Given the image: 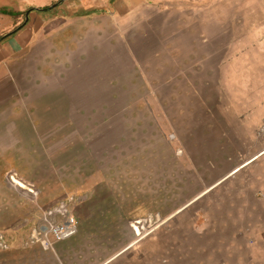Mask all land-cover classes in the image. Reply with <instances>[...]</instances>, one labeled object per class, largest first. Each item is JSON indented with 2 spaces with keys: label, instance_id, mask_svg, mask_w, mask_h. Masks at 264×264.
Returning <instances> with one entry per match:
<instances>
[{
  "label": "rangeland",
  "instance_id": "1",
  "mask_svg": "<svg viewBox=\"0 0 264 264\" xmlns=\"http://www.w3.org/2000/svg\"><path fill=\"white\" fill-rule=\"evenodd\" d=\"M55 2L0 68V264H264L263 72L239 70L264 0ZM67 197L77 233L20 247Z\"/></svg>",
  "mask_w": 264,
  "mask_h": 264
},
{
  "label": "crops",
  "instance_id": "2",
  "mask_svg": "<svg viewBox=\"0 0 264 264\" xmlns=\"http://www.w3.org/2000/svg\"><path fill=\"white\" fill-rule=\"evenodd\" d=\"M14 1L16 3L15 5L6 4L7 2L2 4L5 5V7L7 5L11 7L10 9L13 10L12 12L15 19L13 18V15L7 14L8 15L7 16L0 12V24L1 22L6 21L5 30L10 29V25L8 26V21L12 22L11 29L13 28V26H17L16 31L14 33L5 36L0 41V66H1L0 68L4 67L3 66L4 63L5 65L7 64L6 63L7 59L10 60V58L14 57L15 55L19 56L24 51L25 48L35 45L36 42L39 41L38 37L42 39L41 36L43 37L46 36L50 31H52L51 28H53L52 21L51 22L49 21L50 20L49 16L50 14L52 15L54 8L56 7V6L51 7V4L54 3L56 0H36L35 4L32 5H29L30 0H14ZM31 2L34 1L31 0ZM29 6H34L33 7L34 10L26 13L25 11L27 10V8H29ZM46 7L48 9L42 10L43 8ZM0 9L3 10V6H0ZM57 10L58 8L55 9V11ZM261 33L262 34L258 33L255 37H252L250 39L248 38L249 42L254 43V46L249 47L246 50L247 55L243 56L239 70L243 69V75L244 74L246 75L250 71L252 65V60H251V56H252V59H255V61L259 64L260 70L263 72V74L258 76L256 79L259 81L262 80L261 86H264V29ZM227 62L229 63L231 70L234 69L236 71L238 70V66L235 65L236 58H233L231 56V58ZM205 66H203V68ZM234 76L236 77V74ZM253 108L255 109L258 108V110L260 109L264 110V108L260 106L257 107L253 106ZM245 110L246 111L250 110V107L249 106L246 107Z\"/></svg>",
  "mask_w": 264,
  "mask_h": 264
},
{
  "label": "built area",
  "instance_id": "3",
  "mask_svg": "<svg viewBox=\"0 0 264 264\" xmlns=\"http://www.w3.org/2000/svg\"><path fill=\"white\" fill-rule=\"evenodd\" d=\"M257 135L264 139V117L257 127ZM73 204V198L67 197L41 209V217L31 226L20 247L39 245L52 250L53 243L73 237L78 231V221L71 207ZM11 248H14L11 236L0 231V252Z\"/></svg>",
  "mask_w": 264,
  "mask_h": 264
},
{
  "label": "trees",
  "instance_id": "4",
  "mask_svg": "<svg viewBox=\"0 0 264 264\" xmlns=\"http://www.w3.org/2000/svg\"><path fill=\"white\" fill-rule=\"evenodd\" d=\"M46 9H48V8L46 7V8H43L42 10H46ZM0 12H1V13H4L3 10H1V9H0ZM15 30H16V29H15ZM15 30H13V32H14ZM13 32H10L9 34H11V33H13ZM9 34H7V35H9Z\"/></svg>",
  "mask_w": 264,
  "mask_h": 264
},
{
  "label": "clouds",
  "instance_id": "5",
  "mask_svg": "<svg viewBox=\"0 0 264 264\" xmlns=\"http://www.w3.org/2000/svg\"><path fill=\"white\" fill-rule=\"evenodd\" d=\"M11 177H13V176H10V180L12 181V179H11ZM15 178V177H14ZM29 191H31L32 192V194H35V193H33V190H29ZM49 206V205H48ZM1 231V230H0ZM65 241V240H64ZM60 242V241H59ZM37 246V245H36ZM34 247V246H33Z\"/></svg>",
  "mask_w": 264,
  "mask_h": 264
}]
</instances>
